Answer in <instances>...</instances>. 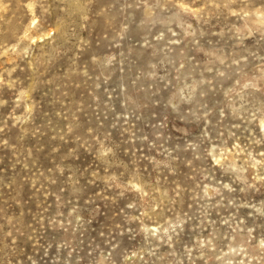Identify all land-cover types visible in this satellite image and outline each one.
<instances>
[{"label": "rangeland", "instance_id": "obj_1", "mask_svg": "<svg viewBox=\"0 0 264 264\" xmlns=\"http://www.w3.org/2000/svg\"><path fill=\"white\" fill-rule=\"evenodd\" d=\"M0 264H264V0H0Z\"/></svg>", "mask_w": 264, "mask_h": 264}]
</instances>
